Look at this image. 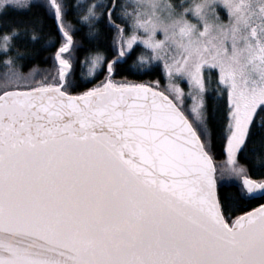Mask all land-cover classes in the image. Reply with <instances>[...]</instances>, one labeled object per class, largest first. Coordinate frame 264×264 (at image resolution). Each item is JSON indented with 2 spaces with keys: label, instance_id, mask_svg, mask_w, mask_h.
Returning <instances> with one entry per match:
<instances>
[{
  "label": "snow or ice",
  "instance_id": "snow-or-ice-1",
  "mask_svg": "<svg viewBox=\"0 0 264 264\" xmlns=\"http://www.w3.org/2000/svg\"><path fill=\"white\" fill-rule=\"evenodd\" d=\"M0 264H264V0H0Z\"/></svg>",
  "mask_w": 264,
  "mask_h": 264
},
{
  "label": "trees",
  "instance_id": "trees-1",
  "mask_svg": "<svg viewBox=\"0 0 264 264\" xmlns=\"http://www.w3.org/2000/svg\"><path fill=\"white\" fill-rule=\"evenodd\" d=\"M71 2L75 3L77 2V0H71ZM80 2V0H79ZM85 3V2H83ZM13 16L17 19H20L22 21L24 20H27L28 17H29V14L24 12V11H19V12H16V13H13ZM73 23H75V21H73ZM50 26V25H49ZM52 49H47L46 51H51ZM46 51H41L40 54H39V57L38 59H43L44 55L46 54ZM156 74L155 73H151V74H147L145 76H130L129 78L130 79H136V80H145V79H152V78H155ZM222 193H230V194H234L235 190L234 189H221ZM254 206V205H253ZM246 210V209H245Z\"/></svg>",
  "mask_w": 264,
  "mask_h": 264
},
{
  "label": "rangeland",
  "instance_id": "rangeland-1",
  "mask_svg": "<svg viewBox=\"0 0 264 264\" xmlns=\"http://www.w3.org/2000/svg\"><path fill=\"white\" fill-rule=\"evenodd\" d=\"M80 2H81V3H83V2H85V3H86V2H87V0H80Z\"/></svg>",
  "mask_w": 264,
  "mask_h": 264
}]
</instances>
